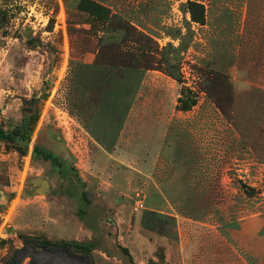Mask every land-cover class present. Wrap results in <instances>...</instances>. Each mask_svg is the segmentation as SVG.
Here are the masks:
<instances>
[{"label": "rangeland", "instance_id": "rangeland-1", "mask_svg": "<svg viewBox=\"0 0 264 264\" xmlns=\"http://www.w3.org/2000/svg\"><path fill=\"white\" fill-rule=\"evenodd\" d=\"M93 1L0 0V264H264V0Z\"/></svg>", "mask_w": 264, "mask_h": 264}, {"label": "trees", "instance_id": "trees-1", "mask_svg": "<svg viewBox=\"0 0 264 264\" xmlns=\"http://www.w3.org/2000/svg\"><path fill=\"white\" fill-rule=\"evenodd\" d=\"M79 4H87L88 6H92L93 10L96 11H103L105 14L107 13L108 9L97 4L93 0H79ZM99 19H102V17H98ZM203 22V20L201 21ZM179 82H181L180 76L176 74L171 67L167 66L166 68ZM191 90L189 88H186L182 90V96L178 98L179 107L181 110H189L193 105L196 103V99L193 95H190ZM27 119H23V121L20 123L18 127V132L14 133L11 131H4L3 129L0 130V139H6L8 141H14L15 139H20L21 141L28 140L30 136V132L32 130L31 123H28V126L25 127L27 124ZM35 152L39 153L44 159H52L56 161V156L53 155L51 152L46 150L38 151L37 149ZM244 190H252L251 187L248 185H242ZM247 192V191H246ZM158 215V213L155 212H149L142 217V226L146 229L153 230L156 225L154 221L151 220V216ZM165 218H170L168 215L164 216ZM172 218V217H171ZM24 245H32L37 250H42L45 252H57V251H63L67 253L69 256L73 258L83 259L87 260L88 264H93L92 261V254L90 251V248L87 245H83L76 242H66V241H50L44 237L41 236H30L23 239ZM122 252L128 256L129 258V264H136L135 261H133L129 250L127 247H121ZM18 251V250H17ZM16 250L14 253L17 252ZM13 253L10 260L7 262V264H15V254ZM30 264H32V261H30Z\"/></svg>", "mask_w": 264, "mask_h": 264}, {"label": "built area", "instance_id": "built-area-1", "mask_svg": "<svg viewBox=\"0 0 264 264\" xmlns=\"http://www.w3.org/2000/svg\"><path fill=\"white\" fill-rule=\"evenodd\" d=\"M143 205H142V202H141V200L140 199H138L137 201H136V209H138L139 207H142Z\"/></svg>", "mask_w": 264, "mask_h": 264}, {"label": "crops", "instance_id": "crops-1", "mask_svg": "<svg viewBox=\"0 0 264 264\" xmlns=\"http://www.w3.org/2000/svg\"><path fill=\"white\" fill-rule=\"evenodd\" d=\"M139 223H140V219H139Z\"/></svg>", "mask_w": 264, "mask_h": 264}]
</instances>
